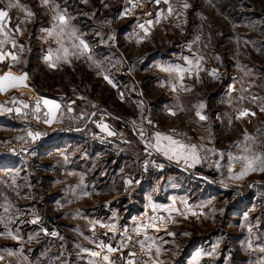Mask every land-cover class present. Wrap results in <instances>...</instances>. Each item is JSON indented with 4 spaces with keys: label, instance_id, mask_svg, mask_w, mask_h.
I'll return each mask as SVG.
<instances>
[{
    "label": "rangeland",
    "instance_id": "374dc122",
    "mask_svg": "<svg viewBox=\"0 0 264 264\" xmlns=\"http://www.w3.org/2000/svg\"><path fill=\"white\" fill-rule=\"evenodd\" d=\"M0 7L10 17L9 31L0 34V53H4L0 72L26 70L30 86L43 103L51 97L62 100L65 107L69 101L74 104L76 114H65L67 118L61 121L62 135H68L66 130L71 127H82L89 109L95 112L104 105L123 114L122 119L128 114H153L156 127L150 133L162 125L167 132L187 125L196 143L201 142L183 118L173 123L162 121L142 69L132 71L146 108L126 107L117 100L100 71L109 69L104 50L94 48L107 34L126 59L136 57L137 61L155 49L166 56L178 49L192 62L199 50L205 55L203 64L223 72L215 79L207 77L210 85L205 86L211 98L205 105L213 111L209 109L207 115L215 142L209 152L216 165L210 172L199 166L202 172H214L210 176L217 186L214 189L223 186V192L208 196L214 189L195 181L186 183L183 193L187 196L153 192L152 207L143 208L153 222L151 230L130 228L125 206L108 211L103 210L106 203L102 200H88V208L95 207L90 212L82 209V199L65 198L63 190L74 185L79 188L80 183L77 178L65 182L63 153L32 152L27 147L36 139L20 144L25 130L11 132L0 127V160L17 157L8 163L0 161V264H79L85 245L101 253H107L108 246L117 254L130 252L136 255L131 264H257L264 245V171L257 166L239 176L243 161L237 158L264 157V0H0ZM58 12L68 20L62 35H58L60 26L55 19ZM41 27L47 28L44 36L37 34ZM47 37L50 43L44 41ZM80 40L88 45V51L79 46ZM6 52L15 53V59L2 60ZM115 60L118 66L107 73L114 82L127 84L130 77L123 73L122 57ZM122 84L119 98L125 91L131 97L136 95ZM24 88L27 85L17 90ZM229 100L232 104L228 105ZM45 106L47 121H51L44 122L47 125L60 114L58 103L49 101ZM216 110L221 114H215ZM83 138L65 142L79 144L85 142ZM114 144L117 149L113 151L118 152ZM114 202L123 204L124 200ZM142 203L137 200L135 205L138 208ZM166 204H173L172 210L164 213ZM191 205L200 212L181 214V208L177 213L173 209Z\"/></svg>",
    "mask_w": 264,
    "mask_h": 264
},
{
    "label": "crops",
    "instance_id": "0c3cea01",
    "mask_svg": "<svg viewBox=\"0 0 264 264\" xmlns=\"http://www.w3.org/2000/svg\"><path fill=\"white\" fill-rule=\"evenodd\" d=\"M0 10L7 12V10L2 7H0ZM9 21V15L0 18V23H2L0 34H7V31H9L7 30ZM94 46V48L102 49L101 51L104 50L103 54L106 57L105 64L108 65L109 69L104 67L100 69V71L102 77L107 81L109 89L115 92L117 100L121 93V90L120 88L118 89V87L122 82H114L107 72H113L114 66H118V64L115 63V59H118V56L120 55L123 59L121 62L123 73L127 75L126 77H130V79H128L129 82H127V84H124L123 82L122 85H124V87L130 92H136L135 96H138L139 94L137 91L139 85L133 78L135 72L132 70L142 69L144 71L142 73L148 81L147 87L152 91L150 98L155 103L158 115L162 121L173 123L182 120L183 118L185 121L189 122L193 132L197 134L203 144L199 141H197V143H189L178 140L170 135V132L164 131V128H162L164 127L163 125L152 131L145 142L139 143L134 139L131 129L125 126L126 124L121 117L123 114H117L112 107L104 105L98 107L95 112H92L89 109V116H87L82 127H71L66 130L70 136L67 134L62 135V133L59 134L61 131L59 130L61 121H64L67 118L65 114H76L74 109L75 106L69 101V105L65 107L62 100H58L57 98L53 99L51 97L46 99L52 103H58L57 114H60L51 124L46 125L43 123L41 126H36L34 130L30 131L28 126L21 120V115L25 108V102L19 101L18 104L13 106L4 105L0 102V127H4L11 132L26 130L25 138L29 132L33 134H41V132H44L47 134L48 142L60 139L57 145L53 148V145L49 146L47 145L48 143L44 144L40 142L39 135L36 138V142H32L27 148L32 152L42 150V152L46 151L47 153H63L61 158H64L65 166L63 167V175L65 177V182L66 180L76 182L77 178L80 183L79 188L75 185L66 187L63 190L65 198L82 199L83 201L81 203L84 204L82 209L85 211L90 209V212H93L95 207L88 208V200H102L106 203L103 210L107 208L109 209L108 211H111L110 209L120 210V207L125 206L124 210H127L129 213L127 223L130 228H133L136 231L151 230L153 222L149 218L150 215H148L143 208L152 207L149 200L151 199L153 192H159L166 196L168 195L167 193H169L170 196L173 194L176 196H187L183 192L186 191L188 185L186 183L191 181L201 182L203 183V186L208 185L213 189L214 187H217L215 183L212 182L213 178L210 177L214 172L209 174L200 170L199 151L200 148L210 150L211 147H213V143L215 144L212 139V124L209 121V115H207L209 114V109L211 107L205 105V103L209 104V99H211L207 96V91H205V86L210 85L206 79L207 77L209 78V76L215 79L223 72L221 70L219 71V69L209 68L207 65L203 64L205 55L204 53H199V50L194 54L195 56H192L191 63H189V59L183 58V54L186 56L187 54L180 52L178 49L174 52L166 53V56H162L161 53L156 52L157 49H155L150 51L142 59L138 58L139 60L134 61L136 57L130 59L124 57V54L116 46L115 40L111 38L110 34H107L105 40H101V42H98ZM178 54L181 55V57L175 56ZM12 55L16 54L6 52V58L1 59L8 58V60L11 61L13 59ZM176 66L190 69V71L185 72L183 79H181L176 72L163 70L164 68ZM9 73L16 77L24 76L26 74V79L22 82H14L16 87H10L9 89L0 91V100L10 90H17V87L25 85H27V87L30 86V76L26 70L4 69L0 72V77ZM105 77H107V79ZM228 78L231 80L233 75L229 74ZM214 79L212 80L214 81ZM7 87L9 86H7L6 82L5 88ZM125 92L127 93L126 95L129 94L127 91ZM129 96L131 95L129 94ZM227 104H232L231 100H229V103ZM122 105L126 107H133L134 105L135 107L134 102L129 98H126ZM201 105H203V107H201ZM198 111L205 117V119H200V116L197 115ZM210 111L213 112L211 109ZM172 113L175 114L173 115ZM225 113L226 112L223 114ZM78 114L82 113L80 112ZM215 114L221 113L216 110ZM227 114H231V111L227 112ZM105 125L107 126V130L103 127ZM90 126H92V128H90ZM167 130L169 131V128H167ZM73 131L75 134H72ZM109 132L113 134L109 135ZM157 133L161 134L160 143L162 145L168 144V141L162 138L163 136H171L173 139L188 146L195 145L198 157L197 161L194 162L189 159L185 162L184 159H169L168 156L164 155L163 152L158 151L155 147L157 143ZM94 134L99 135L101 138L110 139L112 143H116L119 147V151L114 152L108 147L100 146L94 142H88ZM76 136L84 137L83 139H85V142L79 144L75 142H65L68 138L70 139ZM29 138L34 140L29 135L25 140L27 141ZM15 155L3 158L0 161L8 163L16 157ZM18 156H20V154ZM222 176L226 178L227 174ZM129 181L131 182L129 183ZM221 188H223V186L208 192V196L217 197V194L223 192ZM228 189L230 190V188ZM119 199H123L124 203L118 204L114 202ZM137 200L143 202L142 206L140 204L138 208L135 205ZM185 200L184 204L186 203ZM109 203H111V205H107ZM172 205L173 204H166L165 209H163L164 213L171 211ZM189 207H191V209H189ZM189 207L176 206L173 207V209L177 213L179 208H181V214L188 211L193 213L200 212L199 208H195L192 205ZM194 210H197V212ZM231 214L230 211V223ZM107 246L108 243L105 244V248ZM261 248H264V245H262ZM92 252H100V250L91 249L88 245H85L84 249L79 253V264H108L107 261L103 260V255H108L112 264H115L117 261L120 264L134 263L136 260V255H129L130 252L127 254H122V252L117 254L114 251L108 252L107 250V253H102L100 257H93L91 255ZM262 254L263 252L260 251L257 264H264V256H262ZM145 257L146 256H143V258ZM193 257L194 255H192V258Z\"/></svg>",
    "mask_w": 264,
    "mask_h": 264
},
{
    "label": "built area",
    "instance_id": "2783aa9c",
    "mask_svg": "<svg viewBox=\"0 0 264 264\" xmlns=\"http://www.w3.org/2000/svg\"><path fill=\"white\" fill-rule=\"evenodd\" d=\"M47 31L46 27H41L38 31V35H43ZM44 36V35H43ZM47 43H50L52 40L50 38H45L44 40ZM126 98L131 99L136 108L144 109L146 108L145 101L141 95L131 97L129 95H122L120 96L119 100L121 102H125ZM19 101L25 102V108L21 115V120L24 122L28 127H36L41 126L46 120L49 118V111L45 104L42 102L41 97L35 92V90L28 86L24 89L18 90H10L8 91L5 96L1 99V102L4 105L13 106L18 104ZM153 114H128L122 120L125 124L129 125L131 128V132L135 139L140 140L141 143L145 142L148 137L150 136V129L156 127L154 120L152 118ZM26 126V127H27ZM26 131V130H25ZM170 132L172 135L181 141L189 142V143H196L195 136L189 131L187 125L176 126L171 128ZM40 142L48 143L49 146H56V141H49L47 140V134L41 132L39 136ZM91 139L96 142V144L104 147H108L110 149H117V146L110 141V139H105L101 137H91ZM25 138L20 141V144L23 143ZM19 144V145H20ZM199 159H200V166L203 168V171L210 172L214 166L216 165L215 156L209 152L206 148H200L199 151ZM149 214H152L151 210H147ZM53 231V230H52ZM50 236L55 237V234H51Z\"/></svg>",
    "mask_w": 264,
    "mask_h": 264
},
{
    "label": "snow or ice",
    "instance_id": "6c2138e0",
    "mask_svg": "<svg viewBox=\"0 0 264 264\" xmlns=\"http://www.w3.org/2000/svg\"><path fill=\"white\" fill-rule=\"evenodd\" d=\"M45 2H47V0H45ZM157 2H159V0H157ZM165 2H167V0H165ZM10 7L12 5H9ZM185 7H187V5H185ZM8 15L7 12L0 10V18L6 17ZM29 15H31V13H29ZM55 19L58 20L59 22V26H60V33H58V35H62L64 32V27L67 26L68 24V20L66 18L65 15L59 14V12L57 13V16L55 17ZM0 27H2V23H0ZM55 27V26H54ZM49 35H52V32L49 31L48 32ZM72 35H75V32L73 31ZM82 46L83 49H87L88 45L83 41L80 40V45ZM65 53L67 54V50H65ZM2 53H0V57H2ZM13 59H15V57L13 56ZM46 59H50V57H46ZM191 63V62H189ZM197 67H198V62H197ZM164 71H169V72H176L179 77L181 79H183V75L185 72L190 71V69H186V68H181L179 66L176 67H169V68H164ZM107 79V77H105ZM26 79V74L24 76H20V77H16V76H12L10 73L9 74H5V76L0 77V91L5 90V83L7 82V86L9 87H15L16 84L14 82L16 81H24ZM45 104H48L49 101H45ZM201 107H203V105H201ZM173 115L175 113H172ZM246 113H241V115H244ZM197 115L200 116V119H205V117L203 115L200 114V112H197ZM46 122H51V121H46ZM105 130H107V126H103ZM113 133L109 132V135H112ZM29 136H31L33 139H36L40 133H28ZM157 137V143L155 145L156 149L158 151H161L164 153V155L168 156L169 159L172 158H176V159H184L185 162H187L189 159L193 160L194 162L197 161L198 157H197V153H196V146L195 145H185L183 143H181L180 141H177L175 139H173L171 136H163L162 138L164 140L168 141L167 145H162L160 143L161 140V134L157 133L156 134ZM245 151H247V149H245ZM237 159L243 161V167L242 170L239 174V176H243L245 175L248 171H254L256 169L257 166H259L261 171H264V157H261L260 155H256V156H248V155H244L241 157H238ZM239 178V177H237ZM131 181H129L130 183ZM87 194V193H85ZM195 214V213H193ZM35 222V221H33ZM114 227V226H113ZM103 247V246H102ZM108 252H113L115 251V249H113L111 246H108ZM158 251V249H157ZM260 251L264 252V248H261ZM91 255L93 257H100L102 255L101 252H92ZM134 255V254H133ZM200 253H197V257H199ZM103 260L107 261L108 264H112L110 258L108 255H103ZM131 264V262H130Z\"/></svg>",
    "mask_w": 264,
    "mask_h": 264
}]
</instances>
